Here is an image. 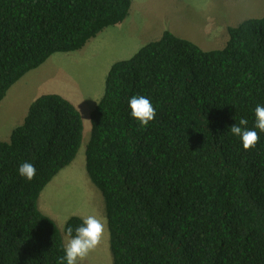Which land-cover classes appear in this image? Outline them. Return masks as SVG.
Returning a JSON list of instances; mask_svg holds the SVG:
<instances>
[{"label":"trees","instance_id":"1","mask_svg":"<svg viewBox=\"0 0 264 264\" xmlns=\"http://www.w3.org/2000/svg\"><path fill=\"white\" fill-rule=\"evenodd\" d=\"M131 4L0 0V101L51 55L122 23ZM227 32L223 47L203 50L164 30L106 74L85 168L103 196L114 264H264V132L245 150L228 130L241 118L254 128L264 106V16ZM133 95L156 110L146 127L131 116ZM83 128L72 101L43 93L0 139V264H61V231L38 198L75 159ZM25 161L31 181L18 174ZM82 222L70 216L64 233Z\"/></svg>","mask_w":264,"mask_h":264},{"label":"rangeland","instance_id":"2","mask_svg":"<svg viewBox=\"0 0 264 264\" xmlns=\"http://www.w3.org/2000/svg\"><path fill=\"white\" fill-rule=\"evenodd\" d=\"M263 16L264 0H132L122 23L107 27L82 49L51 55L35 73L36 69L29 71L22 82L20 79L9 88L0 101L1 140H8L11 130L23 122L27 100L40 94H61L81 112L84 128L79 151L38 198V208L54 219L64 244L68 235L63 227L70 216L95 215L105 223L100 244L79 264H114L103 196L85 168L90 113L103 95L112 63L131 57L146 43L160 38L164 30L193 41L203 50L218 49L228 39L229 26ZM32 77L35 79L29 80Z\"/></svg>","mask_w":264,"mask_h":264},{"label":"clouds","instance_id":"3","mask_svg":"<svg viewBox=\"0 0 264 264\" xmlns=\"http://www.w3.org/2000/svg\"><path fill=\"white\" fill-rule=\"evenodd\" d=\"M128 105L131 109V116L137 119L142 127H146L155 118V108L151 101L143 95H133L130 97ZM254 116V128L249 129L247 119L241 118L239 124L235 123L228 129L233 135L240 138L245 150L255 147L259 142V135L255 129L264 132V106L257 105L254 109ZM18 174L31 181L36 176V168L34 164L25 161L18 166ZM82 221V224L76 227L75 235H72L71 227L67 228L68 239L64 246L65 255L59 258L61 264L64 261L66 264H79L101 242L105 223L95 215H87L82 218Z\"/></svg>","mask_w":264,"mask_h":264},{"label":"crops","instance_id":"4","mask_svg":"<svg viewBox=\"0 0 264 264\" xmlns=\"http://www.w3.org/2000/svg\"><path fill=\"white\" fill-rule=\"evenodd\" d=\"M66 53H68V52H66ZM35 71H37V69L34 70L32 73H35ZM28 73H29V72H28ZM24 77H25V76H23L22 79H24ZM20 79H21V78H20ZM20 79H19V80H20ZM22 79H21V82H22ZM31 79H35V78H34V77L29 78V80H31ZM19 83H20V82H19ZM19 83H18V84H19ZM33 83H34V82H33ZM32 88H33V87H32ZM33 89H36V88H33ZM9 91H10V90H9ZM9 91H8V93H9ZM34 92H35V91H34ZM8 93H6L5 97L7 96ZM18 93H19V91H18ZM32 93H33V92H32ZM40 95H41V94H40ZM38 96H39V95H38ZM38 96H36V97H38ZM5 97H4V98H5ZM36 97H32V99L27 100V105H26V106H27V107H26V110H27V111H28V107H29V105L31 104V102H32ZM33 98H34V99H33ZM27 111H26L24 117L26 116ZM24 117H23V119H24ZM23 119H21V120L23 121ZM22 121H21V122H22Z\"/></svg>","mask_w":264,"mask_h":264}]
</instances>
